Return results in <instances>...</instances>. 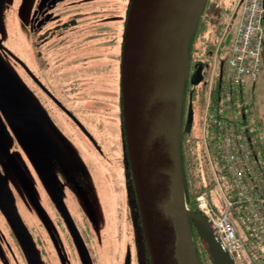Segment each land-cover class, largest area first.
Here are the masks:
<instances>
[{
    "label": "rangeland",
    "instance_id": "374dc122",
    "mask_svg": "<svg viewBox=\"0 0 264 264\" xmlns=\"http://www.w3.org/2000/svg\"><path fill=\"white\" fill-rule=\"evenodd\" d=\"M206 1L195 29L191 55L193 58L198 57L205 61L204 57L211 50L212 56L210 60L207 59L210 61L211 71L208 77L209 84L213 83V78L219 77V67L223 68L224 81L226 82L229 71V52L240 21L241 7L238 4L239 0ZM262 28L259 76L253 81L243 80L240 88L233 92V101L230 104L232 107L228 111L231 119L244 118L245 126L248 128L253 142L255 140L264 142V22ZM221 38L222 41L219 44ZM4 41V46L18 57L20 55V40L17 33L13 34L11 29L5 35ZM74 63L77 64L75 58ZM114 67H116L115 64L107 67L106 73H109V76L101 75V80L96 79L95 81L97 87L101 84L100 99L93 97L96 95L92 92L93 89H90L89 95L86 97L83 95H86L88 91L83 94V91L77 92L72 89H68V99L59 98V94H57L60 100L74 108L73 115L81 123H84L89 136L100 145V156L93 151L92 145L86 137L81 135L79 129L78 131L72 125H62V120L65 119L60 117L59 113L57 116H52L51 119L47 116L45 108L38 104L32 90H27L24 85L22 73L17 65L0 51V243L9 242L18 245L19 241L18 228L9 217L2 202L1 196H6V191L10 197L14 198L16 211L25 231L32 240L36 238L37 234H47L49 231L55 235L58 232L61 234V236H57L58 239H65L66 235H63V231H57V227L52 223L50 228L46 222L48 228L44 233L43 225L46 223L43 222L41 216H38L40 211L34 206L36 195L37 197L50 196L52 206L54 204L52 197L56 199L55 209L58 217L66 219H64V223L67 228L63 225L67 234L78 236L81 233L88 236L86 240L90 254L87 250L79 248L76 239L72 240L73 249L68 254L78 253V256L77 258L75 255L72 256L71 264H143L140 262V257L136 255V250L139 248L137 235L141 233V228L131 176L126 162L124 127L122 115L120 116L122 109L120 112L117 88L119 84L118 78L115 77L118 76V69L116 70ZM25 82L28 81L25 80ZM64 83L63 75L54 81L53 87L56 85L62 87ZM215 83L216 81L213 83L212 89L216 86ZM209 84L207 83L204 87L203 102H206ZM198 89L195 88V90ZM212 91H210L211 94ZM86 98H88L87 101H85ZM98 101L101 102V106L96 107L95 103ZM193 103L194 120L192 124L193 132L196 133L204 110L200 113L201 105H198L197 101ZM188 107L185 104V118ZM42 150L47 155V158H43L50 160L53 165H57L56 176L54 169L51 168L52 165L48 164L49 162H44L47 166L41 168L40 160L43 159L40 151L43 153ZM17 157L18 159L24 158L28 162V166L26 165L28 169L21 168L22 176H18L19 185L12 179L14 173L10 170L14 171L15 167L17 171L19 170L18 161L16 163ZM36 159L39 160V166ZM3 169H8L10 186L5 182L7 173H3ZM31 171L34 172V176L24 175V173L30 175ZM77 172H81V176H83V180L81 179L80 182L84 183L85 194L80 198L82 203L85 201L84 205L78 201V189H74L81 186L76 184L78 181L76 176L79 175ZM64 177L68 179L66 182ZM45 178L52 179L57 186L52 185ZM24 180L27 183H24ZM90 188L95 189L93 193ZM34 190H38L37 194ZM58 195L61 200H57ZM218 198V190L215 188L212 190L211 199L219 205ZM45 202V208L50 212L51 205ZM135 208L136 210H134ZM41 210L43 212L44 208ZM81 214L85 222L81 221L83 220ZM41 215L43 216V214ZM82 223L88 224L86 226L88 232H84L81 227ZM1 234L5 235V239L1 238ZM11 236L15 240L10 241L9 237ZM10 248L5 253V258L7 256L12 258L9 264H32L27 252L26 255H21L12 252ZM62 248L68 251L66 243L62 245ZM87 255L92 256L93 263L90 262ZM74 258H76L75 262Z\"/></svg>",
    "mask_w": 264,
    "mask_h": 264
},
{
    "label": "water",
    "instance_id": "95a60500",
    "mask_svg": "<svg viewBox=\"0 0 264 264\" xmlns=\"http://www.w3.org/2000/svg\"><path fill=\"white\" fill-rule=\"evenodd\" d=\"M206 0H132L121 62V108L138 219L150 264H200L191 228L211 264H233L206 217L186 208L180 164L188 49ZM197 70V74L199 73ZM199 79L191 82L199 83ZM193 120L189 104L186 130ZM19 231L38 264L11 206Z\"/></svg>",
    "mask_w": 264,
    "mask_h": 264
},
{
    "label": "flooded vegetation",
    "instance_id": "af4514ba",
    "mask_svg": "<svg viewBox=\"0 0 264 264\" xmlns=\"http://www.w3.org/2000/svg\"><path fill=\"white\" fill-rule=\"evenodd\" d=\"M131 2L132 0H0V51L7 57V59L13 60V62L17 65L20 73H22L24 85L27 90H32L36 100H38V104L45 108L47 116L51 119L52 116H57V113H59L61 115L60 117L65 119L64 121L62 120V125H72L75 129H79L80 131H78L81 132V135L86 137L92 145L94 149L93 151L97 152L100 156V145L89 136V133L87 132L88 130L86 129L87 127L84 123H81L77 117L73 115L74 108L59 98L68 99V89H72V91L77 92L83 91V94L88 91L86 95H83V97L88 96L90 89H93L92 92L96 93L93 97L100 99L101 84L97 87V85H95V81L96 79L101 80V75L109 76V73H106L107 67L115 64L116 67H114V69H118V76L116 75L115 77L118 78L119 86L117 85V88L119 91V106L121 112V62L123 55L124 34ZM11 29L13 34L17 33V37L20 40V55L18 57L14 55L8 47L4 46V37ZM194 34L195 31L193 36ZM211 56L212 52L209 50L207 56H203L206 58L204 61L198 57L193 58L191 50L188 51L187 79L183 94L182 116H185L184 100L188 97L186 94H189L187 90H195V88H199L198 91H203L204 87L207 85L208 77L211 73L210 61L207 59L209 58L210 60ZM74 58L77 64L74 63ZM198 68L200 69L197 74ZM102 72H105V74H102ZM63 75L65 83L62 87H58V85L53 87L54 81L58 80V78H61ZM196 79H199L200 81L197 85H193L191 82ZM25 80L28 82H25ZM215 81L216 83H221L222 76L220 75L217 79L213 78V83ZM216 83L215 85L218 88L221 87L220 83L218 85ZM57 94H59V98ZM87 100L88 98L85 99V101ZM95 105L96 107L101 106V102L98 101ZM121 115L122 114H120V116ZM186 119L187 118L184 120L185 122ZM193 120L191 125H193ZM40 153L42 155V159L44 160H40L41 168L47 166L44 162H49L48 164L52 165L51 168L54 169L56 176L57 165H53L50 163V160L44 159L47 158L44 151L43 153L40 151ZM127 158L128 157H126V159ZM36 161L39 166V160L36 159ZM16 163L20 167L19 170L17 171L16 167L14 171L12 169L10 170L14 173L12 179L19 185L18 176H22L21 168L28 169L26 167V165L28 166V162L24 158L20 157V159H18L17 157ZM128 170L130 172L129 165ZM2 172L7 173L5 182H7L8 186H10L9 184L11 182H9L8 179V175H10L8 173V169H3ZM77 173L79 175L76 176L78 177L76 184L81 186H77L78 188L74 189H78V201L82 203L80 196H84L85 190L83 188L84 183L80 181L81 179L83 180V176H81V172ZM24 175L34 176V172L31 171L30 175L24 173ZM46 180L52 185L54 184L52 179L47 178ZM67 180L68 179L64 177V181L66 182ZM24 183H27V181L24 180ZM54 185L57 186L56 182ZM79 187L81 188L82 194ZM90 190L91 193H93L95 189L90 188ZM34 192L37 194L38 190H34ZM5 194L6 196L2 195L1 198L9 217L17 226L15 216L11 211L12 206L22 225L15 208L13 201L14 198L10 197L7 191ZM46 195L48 194L46 193ZM52 199L54 200L53 206L50 196L37 197L36 195L34 206L40 211V215L38 216L42 217L43 222H47L50 228L52 227V224L55 225L57 227V231L62 230L63 235H66L64 236L65 239H58L57 236H61L58 232L55 235L47 230L49 233L46 234L45 230L48 228L47 223L43 225V231L45 234H37L34 240L30 238L29 234H27L23 225L22 227L38 264H71L72 256L75 255L76 258L78 256V253L76 252V254H68L72 252L73 249L72 240L76 239L79 248L81 250L84 249V251L87 250L88 254H90L88 241L86 240V238L88 239V236L81 233L78 234V236H69L67 234V230L65 229L67 226L64 223L65 218L58 217L57 210L55 209L56 199L53 197ZM40 200L42 201L40 202ZM57 200H61L59 195ZM45 201L51 205L50 212L45 208ZM84 202L85 201L82 203L83 205ZM40 203H42V205H40ZM41 208H44L43 212ZM134 210H136V208ZM41 214H43V216ZM81 216L83 219L81 221L85 222L82 214ZM46 218L48 220H45ZM87 225V223H82L81 227L84 232H88L86 227ZM1 236V238L5 239L4 234H1ZM12 239H14L12 236L9 237L10 241ZM64 243H66L68 251L62 248ZM9 248L12 252H17L21 255H26L27 252L29 258L31 259V263L35 264L27 241L20 231L18 245L13 243L10 244L9 242L4 244L0 243V264H9L12 260V258H9L8 256L5 258L6 250ZM136 255L140 257L141 263L150 264L144 240H142V250L138 248V250H136ZM87 256H89L90 262L93 263L92 256ZM76 258H74V262Z\"/></svg>",
    "mask_w": 264,
    "mask_h": 264
},
{
    "label": "built area",
    "instance_id": "2783aa9c",
    "mask_svg": "<svg viewBox=\"0 0 264 264\" xmlns=\"http://www.w3.org/2000/svg\"><path fill=\"white\" fill-rule=\"evenodd\" d=\"M238 4L241 16L230 47L229 82L226 86L234 89L239 88L243 80L253 81L259 76L264 22V0H239ZM207 106L202 118L203 134L207 123ZM221 128L220 148L226 171L232 179L234 198L227 197L218 184L223 210L217 212L206 194L197 197V207L211 222L216 238L232 256L234 264H253L248 258L250 249L236 234L229 212L245 206L246 225L253 228L264 242V173L249 135L227 124ZM213 173L215 175L214 170ZM260 264H264V259Z\"/></svg>",
    "mask_w": 264,
    "mask_h": 264
},
{
    "label": "trees",
    "instance_id": "16d2710c",
    "mask_svg": "<svg viewBox=\"0 0 264 264\" xmlns=\"http://www.w3.org/2000/svg\"><path fill=\"white\" fill-rule=\"evenodd\" d=\"M194 37L195 34L193 39ZM193 39L190 42L188 51L192 50ZM212 90L207 106L205 134H203L201 130V120L198 123L199 128L195 133V131L193 132V125L191 124L188 125V131L185 129V116L181 118L180 164L183 191L186 207L194 213L199 212L197 208V197L202 194H207L209 196V200L217 212L221 211L220 205L211 199L212 190L218 188V184L227 197L231 199L234 198L232 179L226 171L220 148L222 138L221 127L223 124L240 130L243 129L246 133L251 135L248 128L245 126L243 117V119L234 120L231 119L228 113L232 107L230 104L233 101L232 96L235 90H230L231 98L229 101L226 99L225 91L222 88L215 86ZM187 92L191 94H186L188 97L184 100V104H188V106L191 104L193 109V102L197 101V104L201 105V113L206 103L203 102L205 90L196 91L194 89H188ZM213 122L216 123L214 124ZM252 145L255 154L260 160V167L264 173V142L255 140ZM213 170L215 171V175ZM246 213L247 208L245 206H239L237 209L230 210L229 216L236 229L237 235L247 242L246 244H248L250 249V258L253 260L254 264H260L261 260L264 259V242L253 228L246 225L244 219ZM191 232L195 252L200 264H211L208 254L193 228H191Z\"/></svg>",
    "mask_w": 264,
    "mask_h": 264
}]
</instances>
